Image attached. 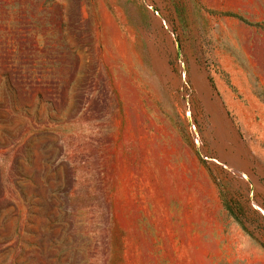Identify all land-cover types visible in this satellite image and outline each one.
I'll list each match as a JSON object with an SVG mask.
<instances>
[{"label": "rangeland", "instance_id": "rangeland-1", "mask_svg": "<svg viewBox=\"0 0 264 264\" xmlns=\"http://www.w3.org/2000/svg\"><path fill=\"white\" fill-rule=\"evenodd\" d=\"M0 264H264V0H0Z\"/></svg>", "mask_w": 264, "mask_h": 264}]
</instances>
